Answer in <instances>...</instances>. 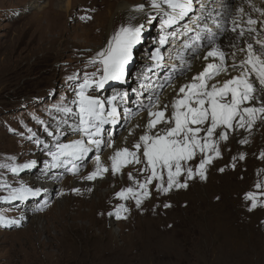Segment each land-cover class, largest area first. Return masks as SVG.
<instances>
[{"label":"rangeland","instance_id":"rangeland-1","mask_svg":"<svg viewBox=\"0 0 264 264\" xmlns=\"http://www.w3.org/2000/svg\"><path fill=\"white\" fill-rule=\"evenodd\" d=\"M36 2L0 0V216L10 223L4 227L0 222V264H264V116L257 118L239 142L214 137L219 156L207 153L213 159L205 165L204 178L196 169L205 154L197 152L186 165L193 169L192 178H187L186 171L179 177V183L187 187L173 186L168 192L158 190L159 181L153 180L148 185L149 195L143 196L139 183H144L150 172L142 171L143 163H129L113 173V155L108 154L106 145L99 150L91 145L74 175L67 174L62 163L49 165L53 160L49 152L55 151L58 143L81 139V133L73 132L80 91L77 85L101 67L93 62L96 47L104 44L105 35L114 27L115 32L121 27H139L140 38L126 65L127 84L124 79L105 91L101 100L106 102L113 91L125 95L141 89L144 83L150 86H144L145 92H139L138 97L143 100L151 95L157 77L140 83L135 76L153 66H146L153 63L147 56L160 37L155 27L162 21L158 23V18L150 24V17H125L116 23L110 20L102 31L106 20L93 9L94 3L78 0L63 20L75 32L64 37L54 30L47 39L40 36L38 20L46 24L41 12L50 10L51 20L52 14L66 9L67 2ZM196 11L197 5L192 4L178 16H187L188 21ZM50 39L55 43L49 44ZM59 39L68 45L58 46ZM195 43L198 40L188 45ZM144 59L147 62L143 63ZM167 61L165 53L154 62L165 65ZM163 73L161 70L160 75ZM87 94L97 98L94 90ZM134 94L128 100L133 106L139 104ZM119 102L126 104L122 97ZM167 107L166 117L172 112ZM121 112L125 110H117L116 117L123 124L126 120ZM161 125H157L159 130L164 127ZM137 130L138 134H130L135 143L146 132ZM56 132H62L59 142L55 141ZM111 134L107 131L101 143L110 141ZM119 138L117 135L111 141ZM97 156L100 171L88 180L86 177L97 172ZM38 180L52 186L44 188ZM21 188L37 194L8 199L14 189ZM128 188L136 195L128 194L127 199L117 196ZM248 193L254 195L255 207L253 200L246 198Z\"/></svg>","mask_w":264,"mask_h":264},{"label":"snow or ice","instance_id":"snow-or-ice-1","mask_svg":"<svg viewBox=\"0 0 264 264\" xmlns=\"http://www.w3.org/2000/svg\"><path fill=\"white\" fill-rule=\"evenodd\" d=\"M165 3L175 11L180 10V15H184L191 9L190 0L181 3L180 0H165ZM153 7H160L156 0H153ZM243 9H241V12ZM257 11H260L257 9ZM264 15V13H261ZM90 18V17H89ZM169 23L171 21H168ZM248 25H255L257 21L249 18ZM235 30V29H233ZM249 32H255L256 29L249 27ZM141 29L139 27H121L108 42L107 46L99 51L94 59V63H99L101 67L97 72L92 73L91 77H86L84 83L80 86L77 93L79 108L80 125L78 131L81 133V139L71 141L70 143H58L55 151H50L54 162L63 164H73L74 161L81 159L91 149V145H100V136L103 125L108 122L109 118L115 119L117 108L113 104L116 97L107 101L113 105L110 110L106 111L105 101L88 95L87 90L93 86L104 88L109 81H121L125 76V67L128 64L132 48L140 38ZM240 35H244L241 30ZM163 43V39L161 40ZM259 45V52L254 48L252 43L247 44L246 57L239 62V65L233 63V69L239 67L240 74L226 79L222 86L218 84H209L208 81L219 76L221 72H227L225 64V54L218 49L208 51L204 57L214 58L209 62L202 71L192 78L191 83L184 84L179 88V98L172 104L171 115L166 117L165 111L149 110V121L147 131L140 136L139 141L133 145L134 151L128 148L117 150L111 157L113 173L129 164H144L142 171L150 172L144 181L139 183L142 195L148 196V185L153 180L159 181L158 190L168 192L173 186L187 187L186 183H179V177L186 171L187 178L193 176V169L186 167L189 161L194 160L197 152L205 154L200 160L196 172L204 178L205 165L213 159L209 152H214L219 156L218 141L226 140L227 131L236 127L251 128L257 118L264 116V99L256 95L257 88L253 82H258L261 91H264V40H256ZM241 51H245L241 49ZM235 56V53H233ZM218 58L219 63L215 62ZM126 95V94H125ZM256 104L260 106L257 107ZM166 110V106H165ZM163 124L160 130L153 131L157 125ZM217 129L221 131L217 132ZM203 133V135H201ZM243 142V141H242ZM142 150V153H141ZM143 160H141V155ZM264 156V154H262ZM243 159V156H241ZM98 168L86 179L92 180L100 171L99 156L96 157ZM31 165H23L29 167ZM53 166H56L54 163ZM17 171V168H12ZM103 171H107L106 168ZM223 171V169H221ZM167 175V187H164V176ZM131 179V173H129ZM260 185L257 184V188ZM27 194L35 195L31 189L21 188L14 189L8 199H23ZM128 194L136 195L132 188L124 189L117 193L122 199H127ZM247 199L253 200L255 207V197L252 193L247 194ZM137 206L141 203L139 198L136 199ZM167 206V205H166ZM119 217V213H117ZM0 216V222H3Z\"/></svg>","mask_w":264,"mask_h":264},{"label":"bare ground","instance_id":"bare-ground-1","mask_svg":"<svg viewBox=\"0 0 264 264\" xmlns=\"http://www.w3.org/2000/svg\"><path fill=\"white\" fill-rule=\"evenodd\" d=\"M36 1L41 0H35V2ZM51 1H66L67 6L63 12H55L52 14L54 18L51 20L50 18L52 17L50 10L41 12V14L43 13L42 16L46 19V24L42 23L41 19L38 20V26L41 33L40 36L42 38L49 39L47 34L54 30H58L59 34L64 37L66 35H71L73 32H75V29L73 27H66L65 24H63V20L65 18L67 19L68 15H70L71 9L74 8L76 3H78V0ZM88 1L94 3L93 9L96 10L97 14L99 13L102 19L106 20V22L102 25V31H106L107 24L110 20H113V23H116L118 20L125 17L128 19L138 20H142L145 17H150V24L151 22L154 23L155 20H158V18V23L163 20L165 21V19L172 18L173 21L171 22L170 27L167 28L164 26V24H160V26L158 25V27H155L160 32L161 37L167 39V42L163 41V43L169 44L167 51L170 50V46H172L171 44L178 40L180 36L184 37V40L180 41L181 45L178 47L179 49L173 50V54H170L171 57H166L168 61L165 63V65L156 64L162 71H164V73L161 75V79L160 76L157 75V71L153 72L154 75L149 72H143L137 74L138 76H135V79L141 81L140 83H143V79L150 76L158 77L160 80L155 84V89L152 90L151 95L149 94L150 96L143 98L145 102H150V104L146 103L147 105L143 103L142 98L138 97V94L139 92H145V89L143 88L144 86L148 87L150 85L141 84V89L134 87V91L136 93L134 94V99L138 98L139 101L137 102L139 104L132 106L125 113L121 112V114L124 116L123 119L126 120V123L121 124L120 118L118 117L114 119L115 123L119 125L118 127H120V132L115 134V138L117 135L120 137L119 141L115 142V138L113 141H111L112 139L108 138L110 141L105 140L104 143H100L98 147L93 145L97 150L102 148L103 145H106L108 150H110L108 154L111 156L114 155L117 150L123 148H133L135 142L132 141L133 138L130 137V134H138L139 131L137 128H144L145 131L148 130L147 124L150 119L148 115L149 110L165 111V115L167 113V106H170L172 110L173 102L179 98V88L184 84L191 83L193 77L198 75V73L202 71L209 62H213L214 58L212 57H209L208 60L204 59L208 51L218 49L225 54V64L228 68V71L221 72L219 76H216L212 80L208 81L210 85L215 83L222 86L226 79H231L232 77L240 74V68L237 67L233 69L231 65L233 63L239 65V62L246 57L247 44L252 43L257 52H259V45L256 44V40H264V15L261 14L264 13V0H234L231 4H227L226 0H202L200 4H193L197 5V11L191 16V18H189L191 24L186 23L185 18L180 20L178 16V14H180V10L176 9L173 11V9H171L167 3H165V0H156V3L160 5L158 8L153 7V0H87V2ZM180 2L184 3L185 0H180ZM192 2L193 0H190L191 4ZM37 3L38 2H36V4ZM214 4L218 5V7H223V11L221 12L214 10L213 8H217ZM37 6L38 5H35L34 8ZM202 8H205V10H201ZM241 9H243L242 12ZM257 9L260 11H257ZM208 10L210 12H208ZM249 18L256 20L257 24L251 26L248 25L247 21ZM249 27L255 28L256 31L249 32ZM115 28L116 27H114L111 33L109 32L107 35H105L104 44H102L100 47L97 46L99 48L96 47L97 52L103 50L107 46L108 42L116 33ZM207 28H209L211 31ZM241 30L244 31L243 36L240 35ZM160 39L161 38H159V40ZM54 40L55 39H50L49 44L55 43ZM196 40H198V43H195L194 46L191 44V47L188 45V48H183L186 44ZM56 42H58V46L68 45L67 42L61 39L56 40ZM158 44H160V42H158ZM241 49H244L245 51H241ZM233 53H235V56H233ZM151 56L152 53H148V61L150 59L149 57ZM142 62L144 63L147 61L144 59ZM215 62L219 63L218 58H215ZM153 64L154 63H148L146 66L149 67ZM133 66L136 65L133 64ZM140 66H137V68H140ZM253 82L257 88L256 95L264 99V91H261L260 86L258 82L255 81L254 77ZM125 94V97L122 98L126 104H129L131 101L130 100L128 103V100L131 98L130 92ZM119 104L120 102L118 101V105L115 107L119 108ZM165 106L167 107L166 110ZM256 106L259 107L260 105L256 104ZM114 120L109 118L108 122H113ZM118 127L113 128V130L111 129L112 132H115V129ZM156 129L159 130L158 128ZM249 130H251V128L249 129L247 126L244 128L236 127L229 129L227 131V137L229 139L233 138L235 141L242 140L248 135ZM219 131H221V129H217V132ZM62 132L55 133L57 134L55 141L59 142L61 138L58 137L62 134ZM201 135H203V133ZM51 161L52 163L49 165L53 166L54 161ZM38 181L42 183L41 186L44 188L48 189L52 186L50 183L43 185L44 181ZM38 185L39 184L36 183V186ZM28 217L29 215L24 216V219Z\"/></svg>","mask_w":264,"mask_h":264}]
</instances>
